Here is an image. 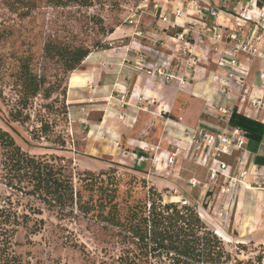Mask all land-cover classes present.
Masks as SVG:
<instances>
[{
    "label": "rangeland",
    "instance_id": "1",
    "mask_svg": "<svg viewBox=\"0 0 264 264\" xmlns=\"http://www.w3.org/2000/svg\"><path fill=\"white\" fill-rule=\"evenodd\" d=\"M141 7L142 0H0V128L22 151L56 171L63 186L72 188V200L58 205L6 187L0 180V264H120L127 249L132 254L137 251L123 238L121 226L134 207L147 204L152 194L162 204L198 202V216L216 245L212 259L199 264H264V231H253L260 241L251 239V228L242 232L246 237L239 238L232 226L235 198L232 207H225L222 183H209L206 169L196 164L195 156H185L181 151L178 164L169 174L162 163L157 167L148 163L145 169L143 164L136 166L130 149L119 155L120 161L109 162L99 153L102 130L90 138L86 136L88 128L77 131L69 126L65 91L73 71L67 70L57 49L80 47L95 52L126 46V41H107L108 32L129 25V20L139 24ZM141 32L137 43L175 55L176 48L182 47L181 41L165 43L158 39L152 45ZM23 66L43 82L39 94L28 98L26 104L21 92ZM117 94L120 104L127 107ZM214 96V102L221 104L217 93ZM17 111L24 120L10 119V114ZM90 115L96 121L99 113ZM142 123L139 117L134 131L138 132ZM175 128V139L180 142L183 135ZM157 130L152 128V132ZM176 145L185 147L184 143ZM164 149L170 151V145ZM237 156L223 158L233 173ZM191 180L197 182L196 187H191ZM80 207L87 213H81ZM8 214L10 219H3ZM160 259L152 257L148 262L171 263L165 256Z\"/></svg>",
    "mask_w": 264,
    "mask_h": 264
},
{
    "label": "crops",
    "instance_id": "2",
    "mask_svg": "<svg viewBox=\"0 0 264 264\" xmlns=\"http://www.w3.org/2000/svg\"><path fill=\"white\" fill-rule=\"evenodd\" d=\"M247 1L142 0L140 20H137L139 24L116 27L107 37V41H126L128 45L90 52L68 78L65 104L69 109V126L77 131L88 128L86 136L90 138H95L96 133L102 130L103 145L99 153L109 162L120 161L119 157L122 152H127L124 151L126 149H130L128 152L132 158L133 153H143L142 149H147L146 155L151 156L156 147V153L161 151L160 157L163 161L166 155L165 146L182 144L172 137L177 132L175 127L196 128L204 123L210 126L207 127L209 130L215 132L214 127L223 126L222 122L204 114L205 103L209 100L216 101V89L214 90L213 86H218V82L212 81L215 69L212 60L215 61L218 57L212 50L213 41L203 37L192 43L191 51L197 56L199 66L183 90L178 93L175 84L165 85L160 78L149 77L134 68V63L139 57L134 56L136 50L147 54L150 62H154L156 67L169 63L174 52L144 43L134 44L132 37L135 31H143L148 37L171 43L177 30L192 20L190 15L195 12L189 6L190 3H196L200 7L217 8L223 13L231 14ZM259 2L264 5V0ZM176 9L185 13L180 18H175L172 12ZM163 17H166L167 21H163ZM174 20L179 26L168 29ZM218 23L230 25L222 17L218 19ZM218 48L224 49L222 45ZM240 58L243 60L242 56ZM259 65L260 62L256 61L251 67V82L258 81ZM124 91L128 92L124 99L127 107L122 106L118 100L117 93ZM135 107H139V110L136 111ZM245 107L244 103L238 104L230 120V126L247 131L245 148L238 153V156H243L241 168L246 171L243 180L245 186H241L236 194L232 226L239 233V238L246 237L242 232L247 233L251 228V239L260 241L257 235H253V231H264V106L260 110H251L248 116L244 115ZM92 113H99L96 121L90 118ZM139 117L143 123L137 132L134 131V123ZM175 118L180 119L179 123ZM152 128H158L157 132H152ZM178 162L179 160L177 164ZM148 163L143 164L144 169ZM237 167L238 165L236 169ZM261 241L264 243V239Z\"/></svg>",
    "mask_w": 264,
    "mask_h": 264
},
{
    "label": "built area",
    "instance_id": "3",
    "mask_svg": "<svg viewBox=\"0 0 264 264\" xmlns=\"http://www.w3.org/2000/svg\"><path fill=\"white\" fill-rule=\"evenodd\" d=\"M189 6L193 8L195 15L191 14L192 20L187 21L185 27L181 26L182 31L172 38V41H181L182 47L176 48L177 54H172L171 61L156 67L154 62H150L147 54L136 50L134 56L139 57L134 63V68L149 77L160 78L165 85L176 84L177 90L181 91L192 77L198 62L197 56L191 51L192 43L203 37L209 38L213 41L212 50L218 56L215 61L212 60L215 65L212 78L218 82L215 91L222 103L207 101L204 114L222 122L223 126L214 127L215 132L209 130L207 127L210 126L204 123L196 128L178 127V131L183 135L180 138V142L185 145L183 149L170 145V151L166 150L163 161L160 153H156L158 147L151 156L146 155L147 149H142L143 153H133L132 159L136 166L149 162L157 167L162 163L160 165L169 174L174 170L181 151H184L185 156L189 154L195 156L196 164L206 169L208 182L212 185L217 182L222 183L221 192L225 195L223 204L225 207H232L233 199L236 198L239 188L244 185L246 171L241 168L243 156H237L235 159L236 166L238 165L236 173L232 172V167L223 161V158H231L242 152L246 145L247 131L230 126V120L238 104L246 105L245 116H248L251 110H260L264 106V5H259L258 0H248L231 14L223 13L213 7H200L196 3H190ZM184 13L181 9L172 12L175 18H180ZM220 17L227 20L230 25L219 24ZM162 20L167 21L166 17ZM128 24L133 25L137 22L129 20ZM178 26L179 24L174 20L169 24L168 29ZM134 35L135 44L136 39L142 37V32L135 31ZM148 40L152 45L158 42L154 37H149ZM219 45L224 49L219 50ZM256 61L260 62L257 73L259 86L250 80L251 67ZM119 94L123 101L124 92ZM172 137L175 138L176 135ZM190 185L194 188L197 182L191 180ZM179 204L191 207L201 216L197 209L198 202L192 205L188 201L179 200Z\"/></svg>",
    "mask_w": 264,
    "mask_h": 264
},
{
    "label": "trees",
    "instance_id": "4",
    "mask_svg": "<svg viewBox=\"0 0 264 264\" xmlns=\"http://www.w3.org/2000/svg\"><path fill=\"white\" fill-rule=\"evenodd\" d=\"M258 4L261 5L259 0ZM181 31L179 28L173 37ZM112 32L113 29L108 34ZM49 47L45 46L46 52H49ZM89 53L88 49L80 47L57 49V55L64 60L68 71L77 69ZM21 76L23 104H26L28 98L39 94L43 82L30 74L26 66H23ZM48 97L49 94H46L45 98ZM10 117L14 121L25 119L19 111L10 114ZM0 173L4 186L37 197L45 203L54 201L58 204L72 200V188L67 184L63 186L56 176V171L22 151L11 135L1 128ZM23 184L31 189L25 190ZM150 190L151 188H148L149 195ZM153 198L154 194L149 196L147 204H137L130 216L125 218L121 226L123 238L137 251L132 254V250L127 249L124 256L120 257V264H149L150 258L160 261L162 256H165L170 264H199L204 260H211L213 250L216 249L214 238L203 226L197 212L188 206L162 204V201L157 202ZM79 210L81 213H87L82 207ZM10 217L8 214V217L3 219Z\"/></svg>",
    "mask_w": 264,
    "mask_h": 264
}]
</instances>
